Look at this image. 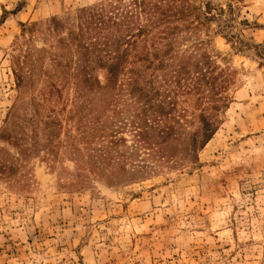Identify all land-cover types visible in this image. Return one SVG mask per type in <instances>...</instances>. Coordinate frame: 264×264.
Here are the masks:
<instances>
[{
  "label": "rangeland",
  "instance_id": "374dc122",
  "mask_svg": "<svg viewBox=\"0 0 264 264\" xmlns=\"http://www.w3.org/2000/svg\"><path fill=\"white\" fill-rule=\"evenodd\" d=\"M101 1L0 0V160L12 159L0 173V264H264V0H186L194 9L175 22V50L207 53L224 69L229 105L216 113L218 128L196 161L178 155L174 165L110 184L88 171L76 176L75 153L86 150L79 112L94 94L51 80L48 58L32 78L24 67L22 86L14 73L16 59L48 48L41 32H23L21 23L73 16ZM188 21L192 28L182 26ZM90 74L105 81L104 69ZM51 81L62 99L35 116L32 99L41 101ZM193 102L180 97L177 105L188 120ZM49 115L61 126L45 128ZM193 120L183 141L198 127ZM50 130L58 135L53 153ZM122 135L131 146L129 132Z\"/></svg>",
  "mask_w": 264,
  "mask_h": 264
},
{
  "label": "trees",
  "instance_id": "16d2710c",
  "mask_svg": "<svg viewBox=\"0 0 264 264\" xmlns=\"http://www.w3.org/2000/svg\"><path fill=\"white\" fill-rule=\"evenodd\" d=\"M193 9L186 0H106L81 7L73 16H52L40 24L21 23L23 32H41L48 48H40L35 55L27 53L21 61L16 59L18 86L25 83V66L31 77L36 64L48 58L53 68L51 80L58 76L85 94H94L93 101L84 103L86 110L79 112V140L86 150L82 157L79 148L75 153L77 177L88 171L110 184L135 180L157 166L174 165L178 155L197 160L198 150L218 128L216 113L228 107L229 98L223 93L224 69L209 54L194 56L175 50L181 28L175 22H184ZM183 25L192 28L193 22ZM93 68L105 70L103 83L90 74ZM158 70L163 72L161 78ZM47 88L41 101L32 99L35 116L40 114L38 107L51 98L62 99L56 82H49ZM180 97L185 102L194 98L192 120L186 118V109L177 108ZM194 116L198 127L183 141L180 134L186 123H194ZM44 124L47 129L61 126L54 115L47 116ZM124 131L132 137L131 146L122 135ZM57 136L50 130L45 137L52 153ZM25 151L19 149L17 154L22 156ZM10 162L12 159L0 160V173L12 167Z\"/></svg>",
  "mask_w": 264,
  "mask_h": 264
}]
</instances>
